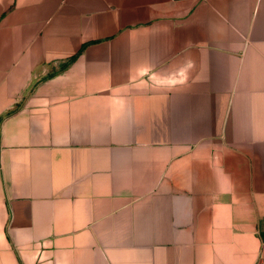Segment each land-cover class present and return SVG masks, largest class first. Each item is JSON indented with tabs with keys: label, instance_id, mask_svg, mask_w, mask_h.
Instances as JSON below:
<instances>
[{
	"label": "crops",
	"instance_id": "0c3cea01",
	"mask_svg": "<svg viewBox=\"0 0 264 264\" xmlns=\"http://www.w3.org/2000/svg\"><path fill=\"white\" fill-rule=\"evenodd\" d=\"M0 264H264V0H0Z\"/></svg>",
	"mask_w": 264,
	"mask_h": 264
}]
</instances>
